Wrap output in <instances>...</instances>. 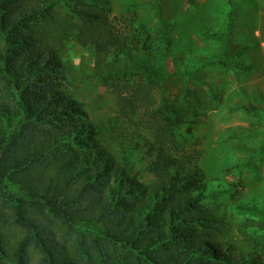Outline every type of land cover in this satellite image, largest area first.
Here are the masks:
<instances>
[{
    "label": "trees",
    "instance_id": "16d2710c",
    "mask_svg": "<svg viewBox=\"0 0 264 264\" xmlns=\"http://www.w3.org/2000/svg\"><path fill=\"white\" fill-rule=\"evenodd\" d=\"M108 12L102 0H0L3 89L21 111L0 107V122L12 114L51 124L42 150L50 145L61 153L46 163L48 156L39 152L33 161L27 151L19 155L18 139L8 146L0 135V264H260L232 260L221 250V223L202 204L211 194L206 180L190 167L175 135L179 125L191 131L193 111L163 102L145 119L151 137L146 148L153 159L143 172L154 180L141 182L142 170L133 172L128 159L100 146L97 126L65 94L54 93L55 82L63 79L51 34L74 31L97 51L117 46L120 54L130 53L112 32ZM164 32L161 28L157 36L168 43ZM203 33L229 55L225 31ZM141 47L150 49L145 40ZM156 51L166 58L169 50ZM137 68L145 77L157 75L152 65ZM252 109L249 105L245 111ZM10 183L18 185L16 193L6 191ZM240 209L260 215L264 229V203ZM12 228L20 236L10 241Z\"/></svg>",
    "mask_w": 264,
    "mask_h": 264
},
{
    "label": "rangeland",
    "instance_id": "374dc122",
    "mask_svg": "<svg viewBox=\"0 0 264 264\" xmlns=\"http://www.w3.org/2000/svg\"><path fill=\"white\" fill-rule=\"evenodd\" d=\"M102 1L109 10L112 32L130 53L120 54L117 46L97 51L74 31L51 34L48 39L60 55L63 79L55 82L54 93L65 94L97 126L100 146L128 159L133 172L142 170L141 182L154 180L151 173L143 172L153 159L146 148L151 137L145 119L163 102L193 111L188 117L191 131L183 124L175 135L190 167L201 171L206 180L211 194L202 204L221 223V250L235 261L264 264L262 218L240 209L264 203V0ZM59 11L68 15L65 8ZM161 28L168 43L157 36ZM204 29L227 33L229 55L223 54L220 42L205 37ZM144 40L148 52L141 47ZM157 47L161 51L168 47L166 58ZM213 60L231 66L212 65ZM137 65H152L157 75L145 77ZM1 68L0 63V107L18 112L3 89L7 84ZM249 105L254 107L251 113L245 111ZM51 126L9 114V120L1 119L0 135L8 146L19 140V155L27 151L25 155L35 161L40 152L48 156V163L61 156L50 145L42 150ZM18 190V185L7 184V192ZM8 233L10 241L20 236L15 228Z\"/></svg>",
    "mask_w": 264,
    "mask_h": 264
}]
</instances>
